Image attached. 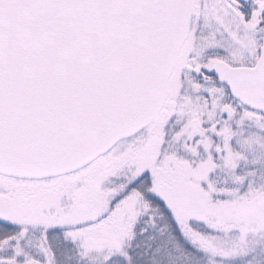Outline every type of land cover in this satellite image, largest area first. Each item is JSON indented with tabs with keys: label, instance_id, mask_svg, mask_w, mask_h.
Wrapping results in <instances>:
<instances>
[{
	"label": "snow or ice",
	"instance_id": "obj_1",
	"mask_svg": "<svg viewBox=\"0 0 264 264\" xmlns=\"http://www.w3.org/2000/svg\"><path fill=\"white\" fill-rule=\"evenodd\" d=\"M0 264H264V0H0Z\"/></svg>",
	"mask_w": 264,
	"mask_h": 264
}]
</instances>
